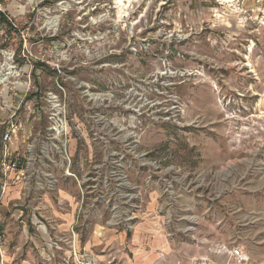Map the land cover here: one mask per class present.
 Instances as JSON below:
<instances>
[{"label":"rangeland","instance_id":"374dc122","mask_svg":"<svg viewBox=\"0 0 264 264\" xmlns=\"http://www.w3.org/2000/svg\"><path fill=\"white\" fill-rule=\"evenodd\" d=\"M0 13V176L36 173L0 210L7 263L62 264L71 246L89 264L205 252L239 174L264 173V1L0 0Z\"/></svg>","mask_w":264,"mask_h":264},{"label":"crops","instance_id":"0c3cea01","mask_svg":"<svg viewBox=\"0 0 264 264\" xmlns=\"http://www.w3.org/2000/svg\"><path fill=\"white\" fill-rule=\"evenodd\" d=\"M238 177L241 180L243 178L245 179V187H238L234 192L226 194L227 197L230 198L226 203L231 218L229 220L228 229L224 227L227 222V220H225L223 227H221L225 230V233H221L220 237L225 240L232 233L233 229L237 231L240 230V235H243H241L242 238L240 242L244 245L248 253L256 259L264 260V173H241ZM21 194V187L11 185L0 199V210L3 211L8 202L21 196ZM17 210L20 212L18 214V216H20L22 214L21 210ZM239 211L243 212L238 214ZM1 240L2 235L0 238V260L3 264H8L6 259L7 248L1 244ZM203 253H205L204 250L194 252L196 255ZM150 256L148 263L152 264L155 262V264H157V253L151 252Z\"/></svg>","mask_w":264,"mask_h":264},{"label":"built area","instance_id":"2783aa9c","mask_svg":"<svg viewBox=\"0 0 264 264\" xmlns=\"http://www.w3.org/2000/svg\"><path fill=\"white\" fill-rule=\"evenodd\" d=\"M14 128H16V125H11L10 129L3 133L2 139L4 141L12 140V133L15 131ZM61 161L64 164L69 163V159L67 158V155L65 153L61 155ZM48 163L53 164L55 162L47 157V160H45V164ZM5 167L10 171L18 170L17 162L15 160H10L9 162H7ZM34 174L36 173H29L28 176H24L23 181V173H3V175L0 176V199L11 185L16 186L19 183L21 187L25 189L27 187L26 184L29 180V175L32 176ZM69 174L70 173H65V175ZM36 177L39 179L37 183L39 185V188L42 190L54 188L53 185L57 181L55 173H52L51 171H49V169L45 173H40V175H37ZM22 183H24L25 185L22 186ZM192 221L195 222V219H192ZM219 221L220 220L216 222L217 226H219ZM190 229H193L192 225H188V227L185 226L182 231L188 232V230ZM217 233L218 235L215 236V240L209 241L207 243L208 246L205 249V253L198 255L186 254L185 260H178L176 264H264V260L252 257L245 249L244 245L240 242V230L237 231L233 229L232 233L225 240L221 239L220 231H218ZM81 256L82 255L79 253V251H77L76 247L71 246L67 252V255L62 257L61 262L62 264H72L74 262H77L78 264L79 261L80 264L90 263L88 261V258L80 260ZM0 264H3L1 260Z\"/></svg>","mask_w":264,"mask_h":264},{"label":"bare ground","instance_id":"6f19581e","mask_svg":"<svg viewBox=\"0 0 264 264\" xmlns=\"http://www.w3.org/2000/svg\"><path fill=\"white\" fill-rule=\"evenodd\" d=\"M127 2H129V0H117V3L120 6H125L127 4ZM250 50H251V47H250ZM246 65L250 67V70H253L252 66H251V63L248 62Z\"/></svg>","mask_w":264,"mask_h":264},{"label":"trees","instance_id":"16d2710c","mask_svg":"<svg viewBox=\"0 0 264 264\" xmlns=\"http://www.w3.org/2000/svg\"><path fill=\"white\" fill-rule=\"evenodd\" d=\"M0 14H1V13H0ZM1 15H2V14H1ZM1 20H2V21H6V20L4 19V17H3V16H1Z\"/></svg>","mask_w":264,"mask_h":264}]
</instances>
